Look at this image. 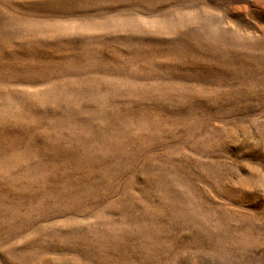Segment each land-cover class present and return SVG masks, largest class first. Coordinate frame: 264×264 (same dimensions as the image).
Listing matches in <instances>:
<instances>
[{"label":"rangeland","instance_id":"obj_1","mask_svg":"<svg viewBox=\"0 0 264 264\" xmlns=\"http://www.w3.org/2000/svg\"><path fill=\"white\" fill-rule=\"evenodd\" d=\"M0 264H264V0H0Z\"/></svg>","mask_w":264,"mask_h":264}]
</instances>
